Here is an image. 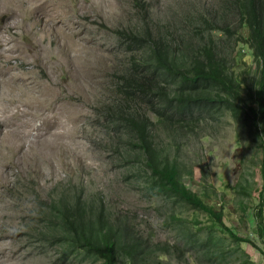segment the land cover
Masks as SVG:
<instances>
[{"label":"rangeland","instance_id":"1","mask_svg":"<svg viewBox=\"0 0 264 264\" xmlns=\"http://www.w3.org/2000/svg\"><path fill=\"white\" fill-rule=\"evenodd\" d=\"M24 7L0 31V264H101L68 245L63 220L77 215L138 240L133 264H264L249 235L262 159L252 128L223 107L160 116L178 83L142 65L157 40L183 67L210 45L252 82L235 0H36L34 22ZM132 116L252 244L207 241V215L149 185Z\"/></svg>","mask_w":264,"mask_h":264},{"label":"trees","instance_id":"2","mask_svg":"<svg viewBox=\"0 0 264 264\" xmlns=\"http://www.w3.org/2000/svg\"><path fill=\"white\" fill-rule=\"evenodd\" d=\"M235 4L242 24L248 29L245 43L257 64L252 82L234 77L215 52L214 46L210 45L204 47L192 63L183 67L176 64V58L170 56V51L161 40H157L151 43L149 56L142 65L150 70L153 77L159 76L164 80L171 77L178 83L176 93L163 106L160 116L168 111L185 115L193 110L212 112L223 107L237 122L252 128L259 142L262 159L259 186L254 189L257 203L248 214L252 222L249 235L258 236L264 242V0H235ZM225 29L228 30V26ZM149 85L140 86L139 90L148 93L152 89ZM157 95L160 96L158 92ZM127 123L135 128L136 146L144 154L149 185L207 215L209 223L206 226L200 228L198 222L195 223L200 231L208 229L207 241H215L224 235L236 243H253L248 235L240 236L225 224L222 208H214L185 186L180 179L181 171L176 161L162 159L155 153L148 138V126L142 119L128 117ZM238 186L243 188L240 180L235 184V187ZM241 208L246 212L247 204L241 203ZM63 226L71 251L82 252L85 257L100 261L101 264H133L140 242L126 237L125 233H119L116 228L103 225L101 219L93 223L77 215L73 219L65 218Z\"/></svg>","mask_w":264,"mask_h":264},{"label":"bare ground","instance_id":"3","mask_svg":"<svg viewBox=\"0 0 264 264\" xmlns=\"http://www.w3.org/2000/svg\"><path fill=\"white\" fill-rule=\"evenodd\" d=\"M20 2H21V0H0V31L1 30H9L12 26L11 24L13 22H15V17L17 16V14H19V13L22 14V9L20 8ZM25 3H27V7L26 8L24 7L26 9V10L24 9V12H27V13L30 12L29 18H31V21L34 22L35 21L34 11L37 8L36 7V0H25ZM44 3H45V1H44ZM44 5H46V3ZM47 7H48V5H47ZM47 7H46V9H47ZM39 8H40V6H39ZM43 9H45V8H43ZM42 11H41V13H42ZM44 11H46V10H44ZM12 20H13V22H12ZM0 44H2V36L1 35H0Z\"/></svg>","mask_w":264,"mask_h":264}]
</instances>
